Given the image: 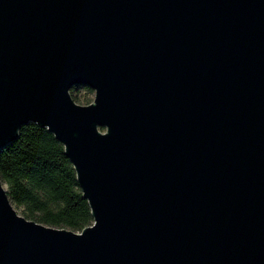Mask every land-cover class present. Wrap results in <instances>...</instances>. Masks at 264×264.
<instances>
[{"label":"water","instance_id":"95a60500","mask_svg":"<svg viewBox=\"0 0 264 264\" xmlns=\"http://www.w3.org/2000/svg\"><path fill=\"white\" fill-rule=\"evenodd\" d=\"M31 123L94 223L28 220L0 177V264H264V0H0V150Z\"/></svg>","mask_w":264,"mask_h":264},{"label":"trees","instance_id":"16d2710c","mask_svg":"<svg viewBox=\"0 0 264 264\" xmlns=\"http://www.w3.org/2000/svg\"><path fill=\"white\" fill-rule=\"evenodd\" d=\"M0 177L11 202L28 220L76 233L93 225L74 166L47 129L31 123L17 141L0 150Z\"/></svg>","mask_w":264,"mask_h":264},{"label":"rangeland","instance_id":"374dc122","mask_svg":"<svg viewBox=\"0 0 264 264\" xmlns=\"http://www.w3.org/2000/svg\"><path fill=\"white\" fill-rule=\"evenodd\" d=\"M72 97H76V103L80 106H88L92 104L95 100V92L94 91H89L84 88L76 90L73 94ZM5 189H7V185L4 184ZM13 204V203H12ZM14 206V204H13ZM14 208L17 210V212L22 215V210L17 209L15 206Z\"/></svg>","mask_w":264,"mask_h":264}]
</instances>
